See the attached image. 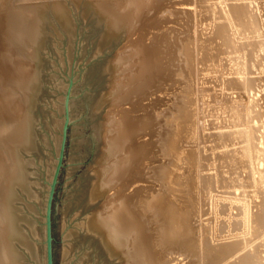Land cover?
<instances>
[{"label":"bare ground","instance_id":"1","mask_svg":"<svg viewBox=\"0 0 264 264\" xmlns=\"http://www.w3.org/2000/svg\"><path fill=\"white\" fill-rule=\"evenodd\" d=\"M28 1L11 3L12 18L1 10L4 58L18 51L35 57L43 9ZM95 6L107 28L101 45L121 35L131 42L107 70L123 74L109 96L130 102L121 114L130 110L133 119L109 117L90 199L110 188L117 199L111 210L95 214L89 229L122 264H194L193 256L195 264H264V0H97ZM54 9L65 15L60 4ZM191 66L204 77L191 74ZM151 69L158 75L148 78ZM180 69L188 80L172 92V104L159 108L154 100L156 112H136L152 76L172 85ZM10 78L23 89L28 109L20 120L0 116V264H26L15 241L35 257L37 247L25 240L12 199L14 185L25 182L18 147L33 144L35 78ZM192 94L201 103L200 126L188 112ZM127 191L131 198L123 200Z\"/></svg>","mask_w":264,"mask_h":264},{"label":"rangeland","instance_id":"2","mask_svg":"<svg viewBox=\"0 0 264 264\" xmlns=\"http://www.w3.org/2000/svg\"><path fill=\"white\" fill-rule=\"evenodd\" d=\"M5 1L9 5H2ZM96 1L29 0L28 2L37 3L42 7L44 20V33L40 41L36 43L34 59L20 51L4 58L3 51L7 46L3 45L6 39L2 32L4 24L0 19L1 117L5 118L6 116L7 119L10 117L12 120H20L28 109L23 89L16 86L10 77H15L14 81L22 82L30 80L32 76L35 78L34 100L31 105V117H33L32 121L34 120V124L32 122L33 144L31 147L24 145L18 147V158L23 165L25 182L14 185L15 195L12 199L18 217L17 222L19 221L18 226L25 236V240L28 239L37 247V256L35 257L23 243L24 241L23 244L20 240L15 241L26 264L48 263L47 231L49 222H51L53 261H55L53 264H122L120 257L110 255L105 250L99 236L89 229L88 222L96 213L105 208L111 210L113 206L111 202L117 199L114 188H110L101 194V197L91 200V190L95 181V170L100 167L104 155L105 132L109 117L114 113L122 119H133L130 116L132 112H130V102L121 105L118 102L115 103L109 96L113 83L123 74L119 76L117 72L111 74L112 72L107 70L111 62L115 63L117 54L131 42L127 41V37L121 35L115 41L105 39L101 45V37L105 35L107 28L96 19L98 18L94 8ZM12 2L14 0H0V18L4 14L7 18H12L10 10L14 4L11 5ZM54 4H60L63 7L64 16L59 14L60 11L54 9ZM2 8L4 14L1 11ZM146 62L148 61H145V64H148ZM145 64V68L148 67ZM22 65H26L27 69L23 70ZM188 68L186 69L191 74L195 72L197 78L199 77L198 69L192 68V66ZM132 69L139 71L136 66H132ZM150 72L151 74L147 75L148 78L151 77L149 75H158L156 70L151 69ZM186 74L182 69L178 71L177 79L179 81L176 80V83H173L175 86L166 83L163 77H156L157 80L159 79L157 81L152 76L154 82L151 78L149 79L151 83L148 82L150 89H145L146 94L144 91L143 94H140L141 96L137 97L143 99V95H145V99L148 97L149 100L143 99L144 102H142L135 98L132 102L139 101L140 104H145L143 106L148 108L147 110L139 105L136 108H142L141 113L147 112L149 116L156 112L158 107L172 104V101L168 100L172 97L171 94L175 89L178 92L180 90L178 87H182L187 82ZM189 79L193 91L194 89L196 91L195 79ZM154 83H158L157 86ZM153 84L155 86L152 87ZM149 90H151L150 93ZM161 90L169 92L164 94V97L161 95L164 93ZM262 93H259L258 96H261ZM157 96L160 99L159 97L157 99ZM192 97L188 112H190V117L196 120L195 124L200 126L203 122L200 121L197 108L201 103H198L195 94ZM104 98L106 99L102 100ZM14 100H17L18 103L14 102L13 104ZM154 100H160V102L156 101V104ZM145 101H149V103ZM195 101L197 102L195 103ZM260 102L263 103L264 99H261ZM15 103L17 104L15 105ZM158 103L163 104L158 105ZM125 106L130 109L126 111L129 113L122 112L121 114V109ZM135 109L133 113L137 110ZM152 109L153 111L150 113ZM145 116L147 117V115ZM151 125H149L151 129H157V125L154 123ZM129 193L130 191L123 192L121 198L123 200L131 198L129 196L133 192ZM125 207L127 206L123 205L122 209H126ZM144 255L147 257L148 253L144 252ZM193 259L197 261L196 256H193ZM196 261L192 260L191 262L195 264ZM181 263L182 261L178 262V264ZM184 263L189 262L187 260L182 264Z\"/></svg>","mask_w":264,"mask_h":264},{"label":"water","instance_id":"3","mask_svg":"<svg viewBox=\"0 0 264 264\" xmlns=\"http://www.w3.org/2000/svg\"><path fill=\"white\" fill-rule=\"evenodd\" d=\"M47 236H48V248H47V264H53V246H52V231H51V222H49L48 225V231H47Z\"/></svg>","mask_w":264,"mask_h":264}]
</instances>
